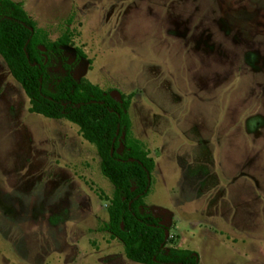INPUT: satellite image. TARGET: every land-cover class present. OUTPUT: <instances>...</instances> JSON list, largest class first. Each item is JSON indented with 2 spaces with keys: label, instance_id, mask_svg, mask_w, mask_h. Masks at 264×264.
<instances>
[{
  "label": "rangeland",
  "instance_id": "374dc122",
  "mask_svg": "<svg viewBox=\"0 0 264 264\" xmlns=\"http://www.w3.org/2000/svg\"><path fill=\"white\" fill-rule=\"evenodd\" d=\"M13 1L51 41L73 32L46 50L52 80L68 63L133 95L132 131L156 164L143 209L167 247L264 264V0ZM30 106L0 54V264H141L108 227L115 187L97 147Z\"/></svg>",
  "mask_w": 264,
  "mask_h": 264
},
{
  "label": "trees",
  "instance_id": "16d2710c",
  "mask_svg": "<svg viewBox=\"0 0 264 264\" xmlns=\"http://www.w3.org/2000/svg\"><path fill=\"white\" fill-rule=\"evenodd\" d=\"M71 45V30L51 41L22 5L0 0V54L29 97L31 113L74 123L82 137L97 147L102 173L115 187L113 197H105L110 201L108 227L124 242L127 258L141 264H199L196 251L168 248L169 228L151 210L143 209L156 164L133 134L128 112L133 95L122 94L118 102L89 80L76 79L68 63L63 64V78H50L48 54L41 47L60 54ZM121 145L124 150L119 154Z\"/></svg>",
  "mask_w": 264,
  "mask_h": 264
},
{
  "label": "water",
  "instance_id": "95a60500",
  "mask_svg": "<svg viewBox=\"0 0 264 264\" xmlns=\"http://www.w3.org/2000/svg\"><path fill=\"white\" fill-rule=\"evenodd\" d=\"M41 49L43 51H46V48L43 46L41 47ZM47 61H48V57L46 56V62ZM110 94H111L112 98H114L116 101H118V102L122 101V93L120 91L112 90Z\"/></svg>",
  "mask_w": 264,
  "mask_h": 264
}]
</instances>
